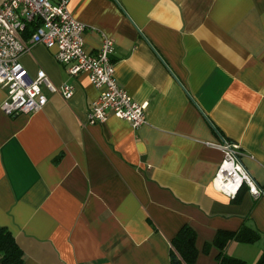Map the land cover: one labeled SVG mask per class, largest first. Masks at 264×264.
Returning <instances> with one entry per match:
<instances>
[{
  "label": "crops",
  "instance_id": "1",
  "mask_svg": "<svg viewBox=\"0 0 264 264\" xmlns=\"http://www.w3.org/2000/svg\"><path fill=\"white\" fill-rule=\"evenodd\" d=\"M3 0H0V4ZM89 29L115 42L118 83L146 123H89L100 90L69 75L39 44L22 57L70 100L46 91L34 114L6 115L0 87V226L26 264H172V240L189 225L196 264H218L220 231H257L226 253L255 264L264 253V194L217 190L225 141L264 190V0H71Z\"/></svg>",
  "mask_w": 264,
  "mask_h": 264
},
{
  "label": "built area",
  "instance_id": "2",
  "mask_svg": "<svg viewBox=\"0 0 264 264\" xmlns=\"http://www.w3.org/2000/svg\"><path fill=\"white\" fill-rule=\"evenodd\" d=\"M71 0H3L0 4V87L7 93L1 109L8 116L34 115L48 104L46 91L70 100L74 85H55L45 71L32 77L22 57L39 44L54 50V57L72 77L86 74L100 90L89 111V123L102 124L115 117L139 128L146 123V105H141L116 78L113 59L115 42L101 34L98 49L89 52L86 34L89 29L69 9ZM224 153L215 179L217 190L231 198L244 186L255 197L264 194L241 163L240 146L225 141Z\"/></svg>",
  "mask_w": 264,
  "mask_h": 264
},
{
  "label": "trees",
  "instance_id": "3",
  "mask_svg": "<svg viewBox=\"0 0 264 264\" xmlns=\"http://www.w3.org/2000/svg\"><path fill=\"white\" fill-rule=\"evenodd\" d=\"M261 235L249 227L238 232L220 231L213 245L218 249V264H248L246 261L227 255L226 250L232 242L254 244ZM197 234L192 227L185 225L172 240V264H196L199 251L196 247ZM0 264H26L24 252L13 233L0 226ZM255 264H264V253Z\"/></svg>",
  "mask_w": 264,
  "mask_h": 264
},
{
  "label": "water",
  "instance_id": "4",
  "mask_svg": "<svg viewBox=\"0 0 264 264\" xmlns=\"http://www.w3.org/2000/svg\"><path fill=\"white\" fill-rule=\"evenodd\" d=\"M175 264H179V262H176Z\"/></svg>",
  "mask_w": 264,
  "mask_h": 264
}]
</instances>
